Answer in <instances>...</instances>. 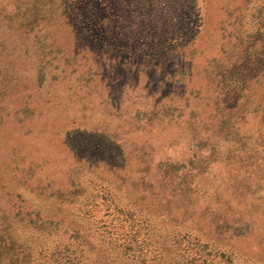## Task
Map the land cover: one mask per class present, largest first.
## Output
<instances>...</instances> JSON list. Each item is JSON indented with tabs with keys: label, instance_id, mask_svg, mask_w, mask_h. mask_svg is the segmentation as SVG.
Masks as SVG:
<instances>
[{
	"label": "rangeland",
	"instance_id": "1",
	"mask_svg": "<svg viewBox=\"0 0 264 264\" xmlns=\"http://www.w3.org/2000/svg\"><path fill=\"white\" fill-rule=\"evenodd\" d=\"M96 192L113 264H264V0H0V264L103 263Z\"/></svg>",
	"mask_w": 264,
	"mask_h": 264
},
{
	"label": "trees",
	"instance_id": "2",
	"mask_svg": "<svg viewBox=\"0 0 264 264\" xmlns=\"http://www.w3.org/2000/svg\"><path fill=\"white\" fill-rule=\"evenodd\" d=\"M64 201L65 200H62V202ZM65 203L66 208L62 212L63 215L59 220L56 221V223H66L63 227H61V229H59V231H62V235H68L69 237H71V235H74V233L72 232L74 231L77 233V231L79 230L78 227H80V231L82 229L86 235V238H88L89 240L90 238H94L95 235H97L101 242H106V239H109L111 245H108V248H100L101 245H97L95 246V249H100V252L102 251L101 253L103 255L104 262L100 264H113L111 260H109L111 257V253L116 250H121V248L120 246L117 247L114 242L115 240H112L111 236L108 237V235L112 234L110 230L114 228H117L118 230L123 228L122 221L119 219V215L129 214L130 208L128 204H125L120 198L116 196L107 195L106 197H103L99 196L97 192L92 195L86 194L82 196L78 195L77 197H72L71 200H68V202L65 201ZM98 205L104 208V216L106 217V219H95L94 214L92 212L94 211L93 208H96ZM62 208L63 207L61 203H59V205H57V207L55 208L57 209L56 212H60L59 210H62ZM69 231L72 232L69 233ZM151 247L152 249H149V251L151 252L150 254L156 252L158 254V257L162 255L164 256V259L167 258L165 254L168 253V250L163 251L162 248H155L154 246ZM92 249L94 248L92 247ZM130 251L134 252V249H131ZM135 252L138 251L135 250ZM141 263L161 264V259L157 258L156 256L154 257L153 255V257L149 256L148 260Z\"/></svg>",
	"mask_w": 264,
	"mask_h": 264
}]
</instances>
